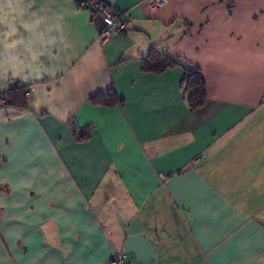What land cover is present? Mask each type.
<instances>
[{"label":"crops","instance_id":"1","mask_svg":"<svg viewBox=\"0 0 264 264\" xmlns=\"http://www.w3.org/2000/svg\"><path fill=\"white\" fill-rule=\"evenodd\" d=\"M101 1L123 37L76 0H0V95L30 92L0 106V264H264V0ZM151 47L201 71L202 109Z\"/></svg>","mask_w":264,"mask_h":264},{"label":"trees","instance_id":"2","mask_svg":"<svg viewBox=\"0 0 264 264\" xmlns=\"http://www.w3.org/2000/svg\"><path fill=\"white\" fill-rule=\"evenodd\" d=\"M78 1V0H76ZM98 3H103L101 0H96ZM97 14L91 13L92 17H97ZM142 70L160 74L167 69L180 67L183 70V77L180 83L182 93L184 95L190 114L202 109L207 101V90L201 71L184 64L179 59L171 58L166 54L159 52L155 47H151L142 56ZM10 89L0 95V102L4 101V106L15 109H26L27 101L25 88H20L15 81L10 82ZM90 103L94 106L114 107L122 105V101L117 97L112 88L105 92L98 93L90 98ZM76 142H84L88 140L87 128L82 133L72 131Z\"/></svg>","mask_w":264,"mask_h":264},{"label":"built area","instance_id":"3","mask_svg":"<svg viewBox=\"0 0 264 264\" xmlns=\"http://www.w3.org/2000/svg\"><path fill=\"white\" fill-rule=\"evenodd\" d=\"M147 8L150 13H156L159 9L168 4V0H146ZM79 10H84L97 14L100 18L102 26L98 33V42H103L112 36L123 37L128 27L130 18L127 14L118 13L103 3L96 0H78L76 1ZM26 98H30V92L26 94ZM4 105V101L0 102V106ZM107 264H128L127 256L123 253L113 256Z\"/></svg>","mask_w":264,"mask_h":264}]
</instances>
